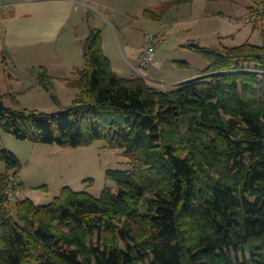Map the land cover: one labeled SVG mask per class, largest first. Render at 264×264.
Segmentation results:
<instances>
[{
  "label": "trees",
  "instance_id": "16d2710c",
  "mask_svg": "<svg viewBox=\"0 0 264 264\" xmlns=\"http://www.w3.org/2000/svg\"><path fill=\"white\" fill-rule=\"evenodd\" d=\"M190 1L143 14L160 21ZM254 2L242 21L260 29L261 44H184L207 66L173 89L116 73L92 28L64 109H17L0 95V129L14 138L104 140L130 166L106 169L114 185L97 197L64 185L45 204L13 201L4 191L12 174L16 194L22 163L0 149V264H264V23L244 20ZM38 79L57 100L45 70Z\"/></svg>",
  "mask_w": 264,
  "mask_h": 264
},
{
  "label": "rangeland",
  "instance_id": "374dc122",
  "mask_svg": "<svg viewBox=\"0 0 264 264\" xmlns=\"http://www.w3.org/2000/svg\"><path fill=\"white\" fill-rule=\"evenodd\" d=\"M171 1L174 0H165V2L159 5L155 0H145L139 4L123 3L121 6L125 11L133 9L141 12L142 9L146 8L156 10L158 9V5L160 7ZM234 2L237 4L235 7H233L231 0H192L190 2L174 3L168 6L164 13H162V21H156V23L147 20L143 21L141 14L140 16L137 14V17L127 12L125 14H118L117 18L123 21V28L119 30L123 47L119 46L117 36L113 30L112 35L107 36V41L108 39L116 41V43L113 42L109 46L111 53L115 57V65L124 70H131V64L137 65L136 69L140 71V74L144 73L145 75L146 70L140 66L141 52L138 55L136 54L137 50H143L147 42L145 32L149 33L148 35L162 33L167 29V26L169 27V23L167 25L166 22L175 17H179V21L182 22L175 24L170 29L169 33L172 32L174 36L170 40L168 39L169 41L166 39L163 43L159 44V49H156V57L161 55L162 58L174 57L181 60H190L188 56L194 59L197 58L191 62L193 68L189 70L183 69V72L188 73L191 70L197 69L205 61L191 50L180 46L173 50L171 46L174 43L192 41L189 40L190 33L194 34L199 25V30L203 26L202 31L206 29L207 34H215L216 39H220V45L234 46L242 44L245 41L261 44L260 29L256 27L257 29L252 33L255 26L242 21V17L246 14L247 10L246 4H251L252 0H234ZM197 12H205L204 15L209 16L202 18L200 22H197L196 19H190V16H194ZM92 15L94 16L93 18L97 19L95 17L97 15L96 11L91 10L90 17ZM227 16L233 19H240V25L238 23H234L238 26L232 25ZM113 21L116 23L115 18ZM101 24L103 23L101 22ZM190 27H192L191 30ZM100 31L103 43L102 30L100 29ZM219 31L220 36L217 37V32ZM1 33L0 38L2 37ZM125 42L130 44L132 50L126 46ZM40 63V58L27 57L18 63H13L10 59L4 65L3 63L0 64V95L7 105L17 109L29 108L53 111L64 109L76 97L78 90L70 87L67 84V80L55 79L50 80L53 85L51 91H53L57 98V100H54L51 93L38 80ZM180 69L182 68L180 67ZM168 71L166 77H169V80L167 81L172 82L174 80L170 79H175L173 78L175 75L172 71ZM146 77L143 78L145 79ZM146 81L151 86L170 90L184 80L173 85L158 84L150 79ZM0 149L11 151L24 164L20 172L24 185L17 189L15 200L30 197L37 204L50 202L53 197L59 194L64 185H69L77 191H86L97 197L105 186L114 185V182L106 177V169L130 168L123 149L110 148L104 140H96L88 145L76 147H61L53 143H36L27 139H16L11 134L0 129ZM4 167V162L0 160V173L5 169ZM238 256L242 258L241 253Z\"/></svg>",
  "mask_w": 264,
  "mask_h": 264
},
{
  "label": "crops",
  "instance_id": "0c3cea01",
  "mask_svg": "<svg viewBox=\"0 0 264 264\" xmlns=\"http://www.w3.org/2000/svg\"><path fill=\"white\" fill-rule=\"evenodd\" d=\"M144 1L145 0H2V6L0 7V32H2V37L0 38V64H2L3 59H5V63L10 59L13 63H18L23 61V58L27 57L40 58L41 63L38 76L45 70L52 78L51 80L73 79L76 77V69L84 64V38L89 34L92 28H100L102 30V46L104 53L110 58L114 71L123 77H134V75L147 76L145 78L146 80L150 79L163 85H173L200 75L202 70L207 66L205 60V63L202 62L203 64L200 65L199 68L191 70L188 73L183 72V69H192L193 65L191 62L197 59L188 56V54L186 55L191 61L189 59H175L174 57L162 58L161 55L156 57L155 51V61L144 68L146 70L145 75L144 73L140 74V71L136 69L137 65L134 66L131 64V70H124L115 65V57L111 53L109 46L112 45L113 42L116 43V41H111L110 39L107 41V36L112 35L113 30L117 36L119 46L123 47L119 33V30L123 28V21L117 18V15L127 12L137 17V14L139 16L141 14V19H143V21H152L144 17L143 12L145 9H142L141 12L133 9L125 11L121 4H139ZM155 1L159 5L165 2V0ZM231 2L233 3V7L237 6L234 0H231ZM248 6L247 3L246 8ZM91 10L96 11L97 15L95 17H97V19L93 18V15L90 17ZM205 12H197L194 16H190V19H196L197 22H200L202 18L209 16L204 15ZM114 18L116 19V23L113 21ZM227 18H229L232 25H240V19H233L229 16H227ZM101 22L103 24H101ZM152 22L156 23V21ZM181 22L182 21H179V17H175L169 20V22H166L167 25L169 23V27L167 26L165 31L162 33H155L153 36H161V43L166 39L170 40L171 37L174 36L172 32L169 33L170 29H172L175 24H180ZM234 23H238V25ZM199 26L197 30L194 31V34H192V32L190 33L191 36H189V40H195L202 45H220V39H216L215 34H207L206 29L204 28L205 30L202 31V26L199 30ZM191 29L192 27H190V30ZM255 29L257 28L253 27L252 33ZM217 33V37L220 36V31ZM148 34L149 33L145 32L146 40L148 36H152ZM188 42L189 41L186 43ZM186 43H174L171 48L175 50L180 46L188 49L183 46ZM125 44L132 50L129 43L125 42ZM140 52L141 50L139 49L136 51V54L138 55ZM176 61H183L187 65L180 69ZM168 70L172 71L175 75L173 77L175 79H170L174 80L172 82L167 81L169 80V77H166L169 72ZM162 90H165V88H162ZM21 163L22 169L24 164L22 161ZM21 169L19 170L18 176L21 186L23 187L24 181L20 176ZM4 170H2V172Z\"/></svg>",
  "mask_w": 264,
  "mask_h": 264
},
{
  "label": "built area",
  "instance_id": "2783aa9c",
  "mask_svg": "<svg viewBox=\"0 0 264 264\" xmlns=\"http://www.w3.org/2000/svg\"><path fill=\"white\" fill-rule=\"evenodd\" d=\"M252 5V12L244 17V20L249 22L253 20H262L264 23V1L254 0ZM2 6V0H0V7ZM162 42L161 36H148L147 42L141 51L140 66L146 68L155 61L156 47ZM17 179L14 175H10L8 185L5 187V195L8 200H13L15 197V186L17 185Z\"/></svg>",
  "mask_w": 264,
  "mask_h": 264
}]
</instances>
